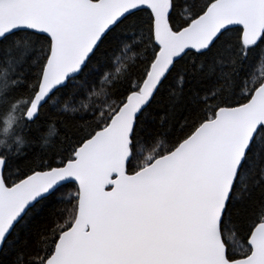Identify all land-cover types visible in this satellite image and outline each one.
I'll list each match as a JSON object with an SVG mask.
<instances>
[{
    "label": "snow or ice",
    "instance_id": "6c2138e0",
    "mask_svg": "<svg viewBox=\"0 0 264 264\" xmlns=\"http://www.w3.org/2000/svg\"><path fill=\"white\" fill-rule=\"evenodd\" d=\"M0 264H264V0H0Z\"/></svg>",
    "mask_w": 264,
    "mask_h": 264
},
{
    "label": "trees",
    "instance_id": "16d2710c",
    "mask_svg": "<svg viewBox=\"0 0 264 264\" xmlns=\"http://www.w3.org/2000/svg\"><path fill=\"white\" fill-rule=\"evenodd\" d=\"M2 120H3V117L0 116V139H4V136L2 135V129H3Z\"/></svg>",
    "mask_w": 264,
    "mask_h": 264
}]
</instances>
